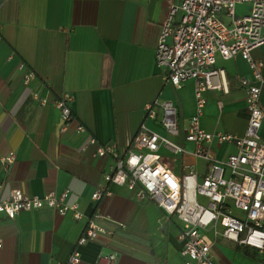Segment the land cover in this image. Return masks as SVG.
Listing matches in <instances>:
<instances>
[{"label": "crops", "instance_id": "obj_1", "mask_svg": "<svg viewBox=\"0 0 264 264\" xmlns=\"http://www.w3.org/2000/svg\"><path fill=\"white\" fill-rule=\"evenodd\" d=\"M178 2L0 0V158L11 150L16 154L7 175L0 165L1 194L12 188L37 196L54 191L84 215L76 220L70 212L60 215L48 207L21 211L13 219L0 213V264H65L75 251L78 264H102L98 255L112 251L117 264H183L176 217L166 215L152 199L135 200L125 186L105 182L114 158L94 156L97 145L107 142H115L123 156L144 124L187 151H157L176 175L191 172L198 181L206 174L207 163L191 154L193 144L183 134L195 111L194 82L173 87L154 61L167 5ZM251 55L264 61V44ZM215 66L225 70L229 91L203 93L200 125L209 132L243 135L247 111L240 79L250 76L248 65L235 56L217 57ZM24 70L34 73L26 86ZM62 92L72 97V118L65 129L54 106ZM153 100L176 106L177 136H168L159 125L160 108L155 118L148 116L144 104ZM259 103L263 117L258 135L264 142V85ZM78 126L84 131L78 132ZM211 149L217 159L235 150L228 142H214ZM100 187L102 195L93 200L91 194ZM89 218L113 230V237L77 244ZM210 251L215 264H264L263 251L222 237L215 238Z\"/></svg>", "mask_w": 264, "mask_h": 264}, {"label": "built area", "instance_id": "obj_2", "mask_svg": "<svg viewBox=\"0 0 264 264\" xmlns=\"http://www.w3.org/2000/svg\"><path fill=\"white\" fill-rule=\"evenodd\" d=\"M239 4L248 5L245 13L237 15L236 6ZM177 13L179 17L175 20ZM263 44L264 0H179L176 4L168 3L154 49V61L164 80L173 87L179 88L189 79L194 82L195 111L183 134L185 141L193 144L191 154L207 163L206 174L198 181L191 172L176 175L160 161L157 151L160 147L173 154L187 151L167 137L147 129L144 124L123 156L118 154L115 142L95 148L94 156L114 158L112 170L103 175L105 182L125 186L135 200L152 199L166 215L175 216L180 222L182 243L179 255L183 264H215L210 247L217 237L259 252L264 250V142L258 135L263 117L259 100L264 85V61L251 55L253 49ZM235 56L247 63L250 73L248 78L240 79L247 111L245 131L243 135L206 131L200 125L206 102L203 93L207 90L229 91L225 70L215 66L216 58L226 60ZM20 67H24L23 64ZM33 76V71L24 70L22 84L28 85ZM33 97L38 99L36 94ZM71 98L68 92H62L54 102L60 113L62 129L72 118ZM40 102L44 104L46 100L40 99ZM218 104L221 106L220 102ZM156 108L161 110L158 121L164 132L177 136L180 125L176 106L159 100L144 104L150 118L157 116ZM77 131L82 132L84 128L78 126ZM214 142L232 143L235 150L225 158L217 159L212 155ZM15 159L12 150L0 158L4 175L11 171ZM2 188L0 182V213L8 219L15 218L21 211L43 207L52 208L60 215L70 212L76 220L84 216L77 204L65 202L64 197L57 196L54 191L37 196L12 188L3 196ZM102 193L103 188H97L91 198L97 200ZM93 216L101 217L97 213ZM117 225L124 228L121 222ZM113 235V230L89 218L77 244ZM98 259L102 264H117V253L99 254ZM79 260V253L75 251L65 264H78Z\"/></svg>", "mask_w": 264, "mask_h": 264}, {"label": "rangeland", "instance_id": "obj_3", "mask_svg": "<svg viewBox=\"0 0 264 264\" xmlns=\"http://www.w3.org/2000/svg\"><path fill=\"white\" fill-rule=\"evenodd\" d=\"M247 5L248 4H239V5H237L236 6V14L237 15H240V14H243V13H245V10L247 9ZM168 136H171V135H169L168 134ZM170 139V138H169ZM172 141V140H171ZM172 142H174V141H172ZM175 143V142H174ZM177 144V143H176Z\"/></svg>", "mask_w": 264, "mask_h": 264}, {"label": "trees", "instance_id": "obj_4", "mask_svg": "<svg viewBox=\"0 0 264 264\" xmlns=\"http://www.w3.org/2000/svg\"><path fill=\"white\" fill-rule=\"evenodd\" d=\"M263 253H264V250H263ZM263 256H264V254H263ZM263 262H264V258H263V260H262Z\"/></svg>", "mask_w": 264, "mask_h": 264}]
</instances>
